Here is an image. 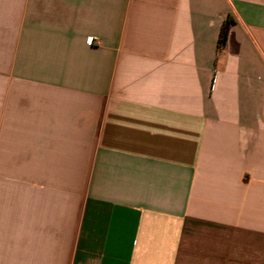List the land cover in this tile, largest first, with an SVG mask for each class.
Returning a JSON list of instances; mask_svg holds the SVG:
<instances>
[{"label":"crops","instance_id":"crops-1","mask_svg":"<svg viewBox=\"0 0 264 264\" xmlns=\"http://www.w3.org/2000/svg\"><path fill=\"white\" fill-rule=\"evenodd\" d=\"M0 264H264V0H0Z\"/></svg>","mask_w":264,"mask_h":264},{"label":"trees","instance_id":"trees-1","mask_svg":"<svg viewBox=\"0 0 264 264\" xmlns=\"http://www.w3.org/2000/svg\"><path fill=\"white\" fill-rule=\"evenodd\" d=\"M233 22H234V19L231 16L225 19L223 23L222 31H221V36H220V43H219L220 47H225L227 43L229 30Z\"/></svg>","mask_w":264,"mask_h":264},{"label":"built area","instance_id":"built-area-1","mask_svg":"<svg viewBox=\"0 0 264 264\" xmlns=\"http://www.w3.org/2000/svg\"><path fill=\"white\" fill-rule=\"evenodd\" d=\"M88 41H89L90 44H93L94 39H93L92 37H90V38L88 39Z\"/></svg>","mask_w":264,"mask_h":264}]
</instances>
